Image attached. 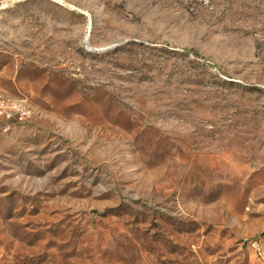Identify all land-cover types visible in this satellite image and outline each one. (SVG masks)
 Masks as SVG:
<instances>
[{
  "label": "rangeland",
  "instance_id": "374dc122",
  "mask_svg": "<svg viewBox=\"0 0 264 264\" xmlns=\"http://www.w3.org/2000/svg\"><path fill=\"white\" fill-rule=\"evenodd\" d=\"M0 264H264V0H0Z\"/></svg>",
  "mask_w": 264,
  "mask_h": 264
},
{
  "label": "built area",
  "instance_id": "2783aa9c",
  "mask_svg": "<svg viewBox=\"0 0 264 264\" xmlns=\"http://www.w3.org/2000/svg\"><path fill=\"white\" fill-rule=\"evenodd\" d=\"M33 108L24 98L0 90V127L7 129L11 123L23 124L34 116Z\"/></svg>",
  "mask_w": 264,
  "mask_h": 264
}]
</instances>
